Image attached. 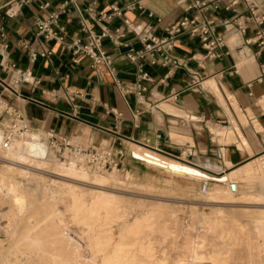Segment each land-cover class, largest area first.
<instances>
[{
  "label": "crops",
  "instance_id": "0c3cea01",
  "mask_svg": "<svg viewBox=\"0 0 264 264\" xmlns=\"http://www.w3.org/2000/svg\"><path fill=\"white\" fill-rule=\"evenodd\" d=\"M255 1L264 10V0ZM14 2L0 0V99L21 112L30 130L65 136L73 144L91 148L120 149L122 153L116 158L123 165L142 161L133 153L134 145L176 158L185 150L199 158H221L225 153L233 164L239 161L238 155L226 144L214 142L211 128H219L213 124L229 123L240 112L264 144V110L258 102L264 92V49L255 42V23L247 24L244 32L236 27L247 12L244 2L230 5L228 0H30L19 8ZM131 3L133 8H127ZM112 5L118 6L122 14L108 18ZM60 7L63 12L58 24L64 27L65 39L80 37L85 42L87 31L82 25L88 26L95 36L100 35L98 48L109 56L110 65H95L89 56L74 54L54 39L36 37V19L45 18ZM195 14L229 21L216 27L223 36V46L207 53L197 36L184 34L174 41L169 52L175 63L162 64L159 52L147 53L137 60L127 57L130 50L142 48V43L127 30L124 19L147 21L153 25L154 33L162 36L168 25ZM20 41L28 46L20 45ZM29 47L45 48L50 53L31 62ZM9 63L19 69L29 68L39 83H14L16 72L4 69ZM139 63L147 73V79L141 81L145 89L140 94ZM114 76L122 81L126 91L114 84ZM193 76L198 79L194 81ZM66 87L79 93L72 102L66 97ZM256 118L262 122V129L256 128ZM236 125L239 126L234 121L232 127L235 129ZM234 129L235 135L238 128ZM173 134L192 142L176 141ZM236 149L241 156L243 150L237 146Z\"/></svg>",
  "mask_w": 264,
  "mask_h": 264
},
{
  "label": "rangeland",
  "instance_id": "374dc122",
  "mask_svg": "<svg viewBox=\"0 0 264 264\" xmlns=\"http://www.w3.org/2000/svg\"><path fill=\"white\" fill-rule=\"evenodd\" d=\"M244 62L250 61L246 60ZM212 88L218 91L215 83H212ZM261 93L258 96V102L260 108L264 110V99H262L264 98V92ZM217 94L220 96V93L217 92ZM233 105L238 110L236 102ZM248 111H250L249 115L253 114L249 107ZM236 114L238 117L235 119L231 117L229 123L213 124V126H219L222 136L216 137L213 133L212 139L214 142L226 144V147L231 152L238 155V162H233L232 164L230 160L228 161L229 157L225 153L221 158L217 155H211L208 158H199L197 154H194V156L192 154L189 155V151L184 149L185 152L180 156L181 159L187 161V164L198 163L201 160L214 166L215 168L209 170L210 168L205 164L201 165L203 167L201 169L208 173L204 177L195 176L192 173L176 174L170 168H166L167 162H173L172 158H176V156L173 157L171 155L149 151L151 156H148V159L145 156L134 153L137 151L136 145L133 146V153L142 159V161L134 162L130 166L123 165V168L121 166L119 170L110 169L102 172L110 173L114 171L115 175L120 179L128 175L127 181L118 179L116 181L95 182L92 185L91 183L89 185L88 180H79L74 176L64 173L61 177L56 178L58 181L51 182L48 180L49 176L47 175L51 169L45 163H41V165L40 163H34L32 166L43 167L40 169L43 172L31 174L29 177L16 172L3 175L1 171L4 162L0 159V181H2L0 182V264L21 263L16 257V255L18 256L21 253V250L14 251L11 248L12 241L11 236H9V229H12V227L15 228L16 225H18L16 226L18 229H25L24 232L27 234L25 239L35 236L40 240L41 249L35 248V260L26 264H54L56 261L53 260L52 255L63 256L68 249H73L75 245L78 247L83 246L81 247V252L84 257H86V254L88 256V248H85L87 246L85 245L84 239L81 238L76 224L69 223L68 228H61L60 230L54 227L58 224L56 219L57 214L58 217L65 216V214L61 215V213H58L54 209V207L60 210L63 209V193L59 190L62 187V179L63 181L67 180V182L74 184L77 191L80 190L83 192V198L85 200H88L86 198H89L91 191L100 190L102 196L107 193L115 195L116 201L119 203L116 208V214H125V217L130 221L148 209L149 211L147 210L148 212L146 211L145 215H147L148 221L150 220V227L145 230L148 232L147 237L150 238L151 242H153L152 245H154L152 246V258L148 260L144 258L145 261L147 260V263H153L152 261L160 257H163L164 260H171L182 255V252L176 247V242L181 238L183 231L189 226L194 231L201 230L202 227H210L213 229L212 234H210L212 239L207 241L208 243L205 242V245L198 250L203 257L198 264H213L211 259L217 254L224 259V263L222 264H264V236L255 228L253 222V218L256 215H264V169H262L261 178H246L244 177L243 170H240L242 164L260 155H264V144L258 141L259 138L257 139L254 135L250 134L252 127L249 126L248 120H246L247 117L240 112ZM234 121L239 125L235 126V129L238 128L235 131V135L232 132V129H234L232 127ZM254 123L256 128L262 129V122L258 118L255 119ZM213 129L211 128V130ZM245 130L249 133L247 136L244 134L246 133ZM27 133L45 145L52 160H59L61 162L63 160V162L74 160L76 167H87L84 161H80V158H77L80 156H73L69 149H65L63 157H60L55 150L48 148L47 136L45 134L30 130L29 127ZM254 134L256 135L255 132ZM242 142L244 145H242ZM236 146L238 149L243 150L240 151L241 156L238 154ZM246 151L252 152V155ZM4 152L0 150V156H4ZM180 161L185 163L182 160ZM254 166L258 169V162ZM236 168L238 169L235 170ZM232 170L234 171L231 172ZM1 176H3L2 180ZM222 177L225 178L222 181V186L229 188L233 194L231 198L225 200L224 198L207 196L204 192L205 189L210 190L213 188L217 184L215 180L222 179ZM232 182L236 183L235 191L230 189ZM13 183L17 187V193H22L24 196V208L21 211H17L16 207H14L11 195L6 194L7 190L5 186ZM57 193H60V195ZM253 194L258 195L252 197L254 196ZM242 196L244 199H242ZM65 217L70 219L68 215ZM100 217L103 218L104 216L101 215ZM116 220L122 221V218H116ZM117 221L112 222V227L110 228L114 239L117 237L116 232L119 231L121 226V224H118L119 221ZM67 230L68 236L66 234ZM97 230L105 233L106 226H98ZM61 232L65 235L60 234ZM224 247H226V250L223 249ZM4 255H6L5 258H3ZM56 264H65V262L60 261L56 262ZM72 264L75 263L73 262Z\"/></svg>",
  "mask_w": 264,
  "mask_h": 264
},
{
  "label": "bare ground",
  "instance_id": "6f19581e",
  "mask_svg": "<svg viewBox=\"0 0 264 264\" xmlns=\"http://www.w3.org/2000/svg\"><path fill=\"white\" fill-rule=\"evenodd\" d=\"M210 84H212V82H210ZM212 132L215 134L216 137L222 136V133L220 132L219 128H214ZM172 137L176 141L190 140V142H192L191 139L187 137H182V136H178L174 134ZM242 145H244L243 142H242ZM136 149L137 151H135L134 153L145 156L148 159H149L148 156H151L150 152H154V151L145 149L138 145H136ZM0 159L4 162V164L2 165V171H1L3 175L5 174L9 175V173L13 174L16 172V173H19L20 175L29 177V175L31 176V174L33 175L35 173L43 172L42 170H40L43 167L32 166L34 163H37V164L40 163V165L41 163L43 164L45 163L46 165L50 166V169H51V171H49L48 173L46 172L47 175L49 176L48 180H50L51 182L58 181V179L56 178L61 177L63 173L66 175L74 176L78 178L79 180H88L89 185L90 183L91 185L95 184V182L116 181L120 179L119 177L115 175L114 171L110 173H102L103 171H99L96 168L91 169L92 166L87 165V164L86 166L90 168L91 170L88 169L87 167L83 168L85 166L76 167L74 160L73 161L70 160V162L68 161L63 162L64 160L62 162L59 160H56V161H54V159L52 160L46 150L45 145L43 143H40V141L37 140V138L36 139L32 138L27 133V131L22 133L19 137H17L14 140L13 147L9 150H6L4 152V156H0ZM172 160L173 162H170V161L167 162L166 168H170L171 170L174 171V173L181 174V175L184 173H192L195 176L204 177V176H207L208 173L201 169L200 167L201 165L205 164L206 166L210 168L209 170L215 168L211 164H208L207 162H202L201 160H199L198 163L188 162L189 164H187L186 163L187 161H184L181 158H172ZM180 160L184 161L185 163L181 162ZM257 162H258V169H256L254 166V164H257ZM240 167H241L240 170H243L244 177L258 178L260 177V175L262 176V169H264V155H260L259 157H256L250 160L249 162L242 164ZM238 168H236L235 170H237ZM204 169H207V168H204ZM233 171L234 170H232L231 172ZM2 179H3V176H1V180ZM69 180H72V179H69ZM120 180L127 181L128 175L123 177V179H120ZM224 180H225L224 177H222V179L215 180L217 184H215V186L211 188L210 190L205 189L204 191L205 194L207 196H213L215 198H224L225 200L231 198L233 194L231 193L229 188H227L226 186H222V181ZM75 187L76 186L74 184L67 182V180L63 181L62 179V187L59 188V190L63 193V204H64L63 209L60 210L55 207L54 209H56L58 213H61V215L62 214H65V216L68 215L70 219H67L64 215L62 217H58V214H57L56 219L58 221V224L57 226H54V227L60 230L61 228H64V229L65 227L68 228L69 223L76 224L79 234L81 238L84 239L85 245L87 246L85 248H88L89 253H88V256L86 254L85 255L86 257H84L81 252L82 251L81 247L83 246L78 247L75 245L73 246V249H70V250L68 249V251H66L63 254V256L52 255L54 258L53 260H55L56 262L64 261L65 264H72L73 262L75 264H198L201 262L203 257L202 255H200L198 250L202 248L203 245H205V242L212 239L210 234H212L213 229H211L210 227H207V228L202 227L201 230L194 231L193 229L191 230L189 226L187 225L188 228H186L183 231L181 238L176 242V247L178 250H180V252H182V255H179L176 259H171V260H167V259L164 260L163 257H160L152 261L153 263L151 262L147 263V260L149 258H152L153 256L152 246L154 245V244L152 245L153 242H151L150 238L147 237L148 232L147 230H145L146 228L150 227V223H149L150 220L148 221V217L147 215H145V212L148 209H146L145 211H143L141 214L134 217L130 221L128 220L127 217H125V214H116L117 213L116 208L119 205V203L118 201H116L115 195L107 193L102 196L100 194L101 191L97 190V191H91L89 193L90 195L89 198H86L88 200H85L83 198V192H81L79 189H78L79 191H77ZM5 189L7 190V192L5 191L6 194L11 195L12 202L14 204V207H16L17 211L23 210L24 196L22 195V193H17V187L14 186V183L6 185ZM2 193L4 194V192ZM86 193L88 194V192ZM239 193H241V191H239ZM57 194L60 195V193H57ZM253 195L254 196L252 197H256L255 195H258V194H253ZM242 199H244V197ZM101 215H103L104 217L101 218L100 217ZM116 218H122V221L118 220L119 221L118 222ZM114 221H117L118 224H121L119 231L116 232L117 237L115 239L113 238V233L110 230V228L112 227V222ZM253 222H254L255 228L261 233L262 236H264V215H256L253 218ZM101 225L106 226L105 233H102L101 230H97V227ZM16 226L15 228L12 227V229H9L10 231L9 236H11V241H12L11 248L14 251L21 250V253L18 256L16 255V257L21 261V263L19 264H26L28 262L30 263L35 260L34 259L35 258V248L41 249L40 240L39 238L35 236L25 239L27 235L24 232L25 229H21V228L18 229ZM60 234H64V233L61 232ZM66 234L68 236V230ZM67 236L66 238H68ZM218 240L220 241L219 238ZM223 249L226 250V247H224ZM5 257L6 255H4L3 258ZM144 258L147 260L145 261ZM211 260L213 264L224 263V259L219 254L212 257ZM56 262L54 264H56Z\"/></svg>",
  "mask_w": 264,
  "mask_h": 264
},
{
  "label": "built area",
  "instance_id": "2783aa9c",
  "mask_svg": "<svg viewBox=\"0 0 264 264\" xmlns=\"http://www.w3.org/2000/svg\"><path fill=\"white\" fill-rule=\"evenodd\" d=\"M30 0H15L14 6L19 8L24 3ZM219 2L221 0H215ZM230 5L238 2H244L247 8V12L242 16L241 23L236 24L238 30L244 32L246 25L249 23H255L257 29L254 37L255 42L259 48L264 49V10L258 8V4L255 0H228ZM46 4H43L45 6ZM42 6V7H43ZM134 4H128L127 8H133ZM213 7H217L216 3ZM63 12L62 7L58 10L51 11L47 17L38 18L35 21L36 31L35 35L38 39L51 40L72 50L74 54H85L92 59L93 64H105L110 65L111 60L109 56L105 55L102 50L98 48L100 39L99 36H95L88 26L82 25V29L87 31L86 41L82 38L76 37L66 40L63 34L64 27L58 24L59 14ZM122 14L121 9L118 6L112 5L111 12L106 16L111 18L116 15ZM127 30L133 33L136 38L142 43V48L137 50H130L126 55L129 59H141L147 53L159 52L162 56V64L175 63L174 58L170 55V50L174 46V41L181 35L197 36L202 46L207 49V53L216 47L224 45L223 36L216 30L218 25H226L229 21L225 18L218 19L217 17H206L201 14H195L192 16H183L181 19L171 23L165 28V34L162 36L156 35L153 31V25L147 21H129L124 19ZM55 27V28H54ZM105 34V33H104ZM20 45L27 47L28 44L25 41H20ZM50 53L49 50L42 48L34 49L29 47L28 56L31 62H34L38 56L46 57ZM154 63V60H151ZM4 69L6 71L13 69L17 77L14 79V83L26 82L31 85L39 83V79L33 76L29 68L19 69L15 67V64H5ZM113 71V69H111ZM147 79V73L144 71L142 64H138L137 74V87L138 94L144 90L141 81ZM198 78L193 76V80ZM114 84L121 90L126 91V88L122 85V81L114 76ZM65 94L68 101L72 102L76 96L79 95L76 91L69 90L66 87ZM175 97V95L173 96ZM135 110V113H138ZM28 130L27 122L21 112L12 104L0 99V150L6 151L13 147L14 140L22 133ZM47 136L48 148L55 150L57 155L63 157L65 149H69L73 156H80V161H84L87 165L96 168L99 171H107L110 169L119 170L123 164L116 158V154L120 155L122 151L120 149L114 150L112 147L103 148H91L79 144H73L65 136H56L51 132L45 133ZM232 191L236 190V183L230 184Z\"/></svg>",
  "mask_w": 264,
  "mask_h": 264
},
{
  "label": "water",
  "instance_id": "95a60500",
  "mask_svg": "<svg viewBox=\"0 0 264 264\" xmlns=\"http://www.w3.org/2000/svg\"><path fill=\"white\" fill-rule=\"evenodd\" d=\"M246 131V130H245ZM246 133H247V131H246ZM251 133L252 134H254V132H253V130H251ZM255 135V134H254ZM256 136V135H255ZM256 138H257V136H256ZM258 139V138H257ZM255 149V148H254ZM261 149V148H260ZM256 150V149H255ZM258 151V150H257Z\"/></svg>",
  "mask_w": 264,
  "mask_h": 264
}]
</instances>
